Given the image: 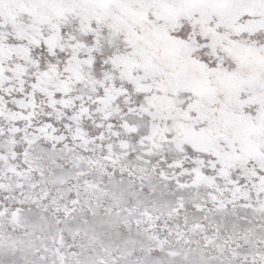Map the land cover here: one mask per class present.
<instances>
[{"label": "snow or ice", "instance_id": "6c2138e0", "mask_svg": "<svg viewBox=\"0 0 264 264\" xmlns=\"http://www.w3.org/2000/svg\"><path fill=\"white\" fill-rule=\"evenodd\" d=\"M0 264H264V0H0Z\"/></svg>", "mask_w": 264, "mask_h": 264}]
</instances>
